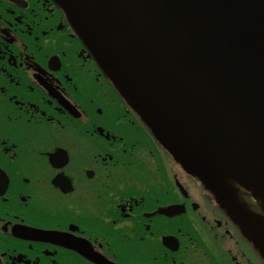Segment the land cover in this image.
I'll return each instance as SVG.
<instances>
[{
    "label": "flooded vegetation",
    "instance_id": "1",
    "mask_svg": "<svg viewBox=\"0 0 264 264\" xmlns=\"http://www.w3.org/2000/svg\"><path fill=\"white\" fill-rule=\"evenodd\" d=\"M255 196L186 173L52 0H0V264H264Z\"/></svg>",
    "mask_w": 264,
    "mask_h": 264
},
{
    "label": "water",
    "instance_id": "2",
    "mask_svg": "<svg viewBox=\"0 0 264 264\" xmlns=\"http://www.w3.org/2000/svg\"><path fill=\"white\" fill-rule=\"evenodd\" d=\"M53 1L187 172L264 207V0Z\"/></svg>",
    "mask_w": 264,
    "mask_h": 264
},
{
    "label": "bare ground",
    "instance_id": "3",
    "mask_svg": "<svg viewBox=\"0 0 264 264\" xmlns=\"http://www.w3.org/2000/svg\"><path fill=\"white\" fill-rule=\"evenodd\" d=\"M228 180H229V181H233V182L238 181L237 178H235L234 176H231V175H228Z\"/></svg>",
    "mask_w": 264,
    "mask_h": 264
}]
</instances>
